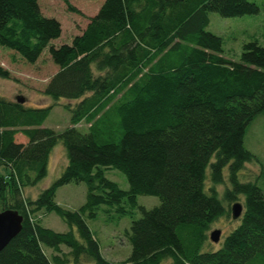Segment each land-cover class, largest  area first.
Listing matches in <instances>:
<instances>
[{"label": "trees", "instance_id": "obj_1", "mask_svg": "<svg viewBox=\"0 0 264 264\" xmlns=\"http://www.w3.org/2000/svg\"><path fill=\"white\" fill-rule=\"evenodd\" d=\"M210 11L234 17L259 8L248 0H102L80 34L54 46L60 25L38 0H0V46L29 63L47 48L57 69L42 93L73 101L63 104L69 124L56 132L42 125L51 105L0 96V212L22 217L0 264H264V198L255 182L236 178L254 158L243 147L245 126L264 111V46L247 41L237 61L225 58L220 38L206 30ZM0 77L9 78L1 66ZM56 142L66 162L28 198L23 190L45 176ZM109 167L122 172L127 190L104 176ZM224 177L229 188L219 199L213 187ZM70 182L85 184V201L65 210L55 191ZM137 196L159 204L145 209ZM238 197V225L218 249L199 252L209 225L225 214L222 202ZM100 206L118 220L139 214L122 229L130 246L122 261L102 257L85 223ZM49 213L70 230L42 227Z\"/></svg>", "mask_w": 264, "mask_h": 264}, {"label": "rangeland", "instance_id": "obj_2", "mask_svg": "<svg viewBox=\"0 0 264 264\" xmlns=\"http://www.w3.org/2000/svg\"><path fill=\"white\" fill-rule=\"evenodd\" d=\"M248 1H252L258 6V13L234 17H221L213 11L207 13L206 30L220 38L221 54L230 60H238L241 45L247 41H256L259 45L264 46V0ZM101 2L102 0H67V3L63 0H38L40 12L44 16L55 18L60 25L59 36L52 39L50 43L54 46L69 43L74 35L81 33L88 22V18L96 12ZM68 6L74 10H70ZM0 66L9 73V78L0 77V96L8 99L21 96L23 97V104L31 107L51 105L42 125L56 132L69 124L70 112L63 107V104L73 103V101L59 99L53 103L50 98L42 93L44 85L57 69L49 57L47 48L41 51L34 63H29L12 50L0 46ZM76 126L80 131H86L84 122H78ZM243 147L254 158L243 163V166L236 172V178L239 182H255L264 198V111L255 115L245 126ZM65 162L64 149L60 142H56L49 152L45 176L33 184H28L25 191L23 190V194L28 198H34L59 175ZM103 174L106 178L114 181L119 189L127 190L126 179L118 169L104 168ZM224 175L225 177L227 175L226 169L223 170ZM225 177L220 184H215L213 187L219 199H221L225 189L229 188V182ZM210 185L208 169H206L204 187L208 188ZM84 201L85 184L83 182L66 183L55 191L54 202L62 209H77ZM235 202L241 203V199L238 197L229 203L222 202L225 214L209 225L199 252H210L218 249L225 236L238 225V221H234L230 217V207ZM136 204L145 209H151L157 206L159 202L153 196H137ZM95 214L94 220H85V223L95 236L102 257L111 262L126 259L130 254V246L122 237V229L127 228L132 220L139 217L138 212L129 210L118 220L114 209L100 206L95 210ZM40 221L42 227L54 232L63 233L70 230L54 213L44 216L41 214ZM213 230L220 231V238L216 244L208 239L209 233ZM60 249L63 252H68L64 247H60ZM161 264L170 263L169 260H165Z\"/></svg>", "mask_w": 264, "mask_h": 264}, {"label": "water", "instance_id": "obj_3", "mask_svg": "<svg viewBox=\"0 0 264 264\" xmlns=\"http://www.w3.org/2000/svg\"><path fill=\"white\" fill-rule=\"evenodd\" d=\"M18 102H23V97L15 96L14 98ZM241 212V205L234 203L230 207V217L235 220L239 217ZM22 217L15 211L6 210L0 212V251L13 238L21 228ZM220 238V231L213 230L209 233L208 239L216 244Z\"/></svg>", "mask_w": 264, "mask_h": 264}]
</instances>
